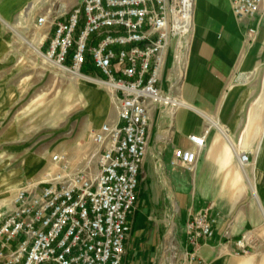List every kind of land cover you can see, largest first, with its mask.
<instances>
[{
    "label": "built area",
    "instance_id": "obj_1",
    "mask_svg": "<svg viewBox=\"0 0 264 264\" xmlns=\"http://www.w3.org/2000/svg\"><path fill=\"white\" fill-rule=\"evenodd\" d=\"M230 4L237 20L247 22L251 40L257 31L252 21L264 10V0ZM194 8L195 0H77L64 13L40 12L35 24L48 26L43 55L65 70L92 76L82 72L88 52L95 76L110 90L116 117L89 130L95 148L83 166L65 152H53L42 176L17 189L0 220V264H122L151 114L159 112L161 127L170 132L175 112L185 105L173 82L163 87L162 74L170 48L174 66L184 67ZM207 134H188L194 148H173L172 165L193 171ZM235 152L241 165L250 162L247 152ZM218 219L211 205L190 214L179 258L193 259L200 241L214 236ZM232 224L228 220L225 238ZM251 242L243 233L235 252L247 253ZM171 248L175 257L177 247Z\"/></svg>",
    "mask_w": 264,
    "mask_h": 264
},
{
    "label": "crops",
    "instance_id": "obj_2",
    "mask_svg": "<svg viewBox=\"0 0 264 264\" xmlns=\"http://www.w3.org/2000/svg\"><path fill=\"white\" fill-rule=\"evenodd\" d=\"M67 1L72 7L77 0ZM26 4L0 0V19L12 20ZM256 21L250 40L247 22L237 20L230 0H195L184 67L174 66L170 48L162 74L163 87L173 82L185 105L175 112L170 132L161 127L159 112L151 114L122 264L171 262V247L160 253L161 238L170 236L184 249L186 220L210 205L219 213L214 236L200 241L193 259L182 256L177 264H220L233 255L243 233L252 244L264 242V10ZM206 130L194 170L173 166V148H194L187 135ZM235 151L247 152L250 162L241 165ZM228 220L233 224L225 238Z\"/></svg>",
    "mask_w": 264,
    "mask_h": 264
},
{
    "label": "rangeland",
    "instance_id": "obj_3",
    "mask_svg": "<svg viewBox=\"0 0 264 264\" xmlns=\"http://www.w3.org/2000/svg\"><path fill=\"white\" fill-rule=\"evenodd\" d=\"M67 2L51 6L49 0H27L12 20L0 19V220L23 182L39 179L51 166L53 152H65L83 166L95 148L89 130L116 117L105 84L79 78L43 56L48 26H37L36 18L47 8L64 13L71 8ZM85 56L84 67L93 70L91 56ZM173 245L176 256L171 257V248L168 264L179 262L181 248L176 239L161 238V254ZM220 264H264V242L251 243L247 253L233 252Z\"/></svg>",
    "mask_w": 264,
    "mask_h": 264
},
{
    "label": "bare ground",
    "instance_id": "obj_4",
    "mask_svg": "<svg viewBox=\"0 0 264 264\" xmlns=\"http://www.w3.org/2000/svg\"><path fill=\"white\" fill-rule=\"evenodd\" d=\"M35 50L38 52V53H41L40 52V50L37 48V47H35ZM44 56V55H43ZM46 57V56H45ZM47 58V57H46ZM48 59V58H47ZM49 60V59H48ZM51 62H53L52 60H50ZM54 63V62H53ZM56 64V63H55ZM62 68V67H61ZM64 69V68H63ZM72 72V74L73 75H75V76H78L79 78H83V79H85V80H89V81H94V82H99V83H101V81H99V80H97V79H94V78H92V77H90V76H86V75H83V74H78L77 72H74V71H71Z\"/></svg>",
    "mask_w": 264,
    "mask_h": 264
},
{
    "label": "trees",
    "instance_id": "obj_5",
    "mask_svg": "<svg viewBox=\"0 0 264 264\" xmlns=\"http://www.w3.org/2000/svg\"><path fill=\"white\" fill-rule=\"evenodd\" d=\"M82 72L85 73V74H88V75H93L94 74V71L93 70H87L85 67L82 69Z\"/></svg>",
    "mask_w": 264,
    "mask_h": 264
}]
</instances>
